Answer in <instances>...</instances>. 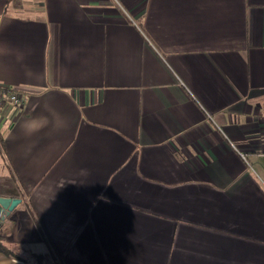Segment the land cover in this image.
<instances>
[{"label":"crops","instance_id":"crops-1","mask_svg":"<svg viewBox=\"0 0 264 264\" xmlns=\"http://www.w3.org/2000/svg\"><path fill=\"white\" fill-rule=\"evenodd\" d=\"M0 264H264V0H0Z\"/></svg>","mask_w":264,"mask_h":264},{"label":"built area","instance_id":"built-area-1","mask_svg":"<svg viewBox=\"0 0 264 264\" xmlns=\"http://www.w3.org/2000/svg\"><path fill=\"white\" fill-rule=\"evenodd\" d=\"M23 101V93L20 89L13 88L11 85L6 83H1L0 85V109L3 105L9 103L12 106H20ZM262 152L264 153V147H262ZM1 226V217H0Z\"/></svg>","mask_w":264,"mask_h":264},{"label":"water","instance_id":"water-1","mask_svg":"<svg viewBox=\"0 0 264 264\" xmlns=\"http://www.w3.org/2000/svg\"><path fill=\"white\" fill-rule=\"evenodd\" d=\"M15 201H18L17 199L12 197H3L0 196V217H3V214H6L14 205Z\"/></svg>","mask_w":264,"mask_h":264},{"label":"trees","instance_id":"trees-1","mask_svg":"<svg viewBox=\"0 0 264 264\" xmlns=\"http://www.w3.org/2000/svg\"><path fill=\"white\" fill-rule=\"evenodd\" d=\"M2 148H3V137L0 131V149L3 150ZM0 236H1V228H0ZM1 237H0V250L5 252L6 255L11 254L10 249L7 248V246H5V244L2 242L3 239Z\"/></svg>","mask_w":264,"mask_h":264},{"label":"flooded vegetation","instance_id":"flooded-vegetation-1","mask_svg":"<svg viewBox=\"0 0 264 264\" xmlns=\"http://www.w3.org/2000/svg\"><path fill=\"white\" fill-rule=\"evenodd\" d=\"M1 227V226H0Z\"/></svg>","mask_w":264,"mask_h":264}]
</instances>
